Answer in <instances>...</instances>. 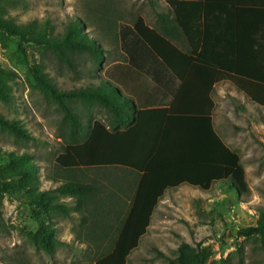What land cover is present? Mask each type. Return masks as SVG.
Masks as SVG:
<instances>
[{
  "label": "trees",
  "instance_id": "1",
  "mask_svg": "<svg viewBox=\"0 0 264 264\" xmlns=\"http://www.w3.org/2000/svg\"><path fill=\"white\" fill-rule=\"evenodd\" d=\"M9 1L0 0V33L17 37L21 43L51 48L58 55L67 56L68 50L86 52L101 67L104 49L86 34L79 20L70 22L63 36L56 38L49 21L19 25L5 17L4 4ZM167 4L169 12L158 13L155 28L142 17L133 25L120 24L123 61L110 64L99 85L60 92L36 72L39 86L50 93L68 123L67 145L56 158L57 166L65 173L117 167L134 177L128 183L130 202L117 235L97 264H127L168 190L188 185L209 191L215 183H228L240 194L248 192L240 155L215 129L212 95L217 84L228 82L264 108V0H167ZM6 89L0 85L4 102L9 101ZM64 97L103 107L110 117L108 123L95 121L87 128ZM0 124L14 135L30 137L1 114ZM17 160L12 156L14 167ZM34 171L31 166L21 174L16 172L29 185L20 199L41 212L34 214L37 230L28 237L51 254L56 216H70L59 196L70 197L79 209H85L98 203L100 187L70 175L55 190L39 191L34 179L28 178ZM7 178L0 174L2 197L13 195ZM239 236L255 238L264 253V210H259L256 224L242 229ZM166 264H205V260L182 252Z\"/></svg>",
  "mask_w": 264,
  "mask_h": 264
},
{
  "label": "rangeland",
  "instance_id": "2",
  "mask_svg": "<svg viewBox=\"0 0 264 264\" xmlns=\"http://www.w3.org/2000/svg\"><path fill=\"white\" fill-rule=\"evenodd\" d=\"M4 7V16L19 25L49 21L56 38L63 36L70 22L79 20L86 34L103 47L105 58L99 67L86 52L68 50L67 56L58 55L51 48L0 33V85L7 87L9 98L8 102L0 99V114L30 134L29 138L14 135L0 124V174L8 177L7 185L13 189V195H0V264H97L117 235L130 202L128 183L134 177L117 167L65 173L57 166L56 158L67 145L68 123L50 93L39 86L36 72L60 92L99 85L106 68L123 61L120 24L133 25L142 17L157 27L158 13L169 12L167 0H12ZM213 96L215 129L240 155L248 192L240 194L228 183H215L209 191L188 185L168 190L127 264H166L182 252L199 261L203 258L205 264H264L255 238L239 236L242 229L256 224L259 210H264V108L230 84L217 87ZM64 98L87 128L95 121L108 123L110 117L103 107ZM12 156L18 158L17 167ZM31 166L34 176L28 178L34 179L39 191L55 190L70 175L100 187L98 203L85 209H79L72 198L59 196L70 216H56L51 254L28 237L37 230L34 214L41 212L20 199L29 185L16 172L21 174Z\"/></svg>",
  "mask_w": 264,
  "mask_h": 264
},
{
  "label": "crops",
  "instance_id": "3",
  "mask_svg": "<svg viewBox=\"0 0 264 264\" xmlns=\"http://www.w3.org/2000/svg\"><path fill=\"white\" fill-rule=\"evenodd\" d=\"M215 2H224V0H214ZM223 84H230V83H228V82H223V83H220V84H217L216 86H215V89L217 88V87H219V86H222ZM230 85H232V84H230ZM233 86V85H232ZM234 87V86H233ZM212 98H213V100H214V96L212 95ZM215 101V100H214ZM215 126V125H214Z\"/></svg>",
  "mask_w": 264,
  "mask_h": 264
}]
</instances>
